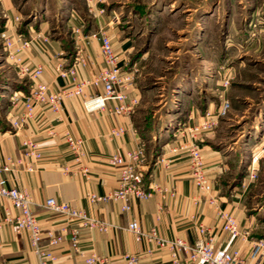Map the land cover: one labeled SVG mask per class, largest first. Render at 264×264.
<instances>
[{"label":"rangeland","instance_id":"obj_1","mask_svg":"<svg viewBox=\"0 0 264 264\" xmlns=\"http://www.w3.org/2000/svg\"><path fill=\"white\" fill-rule=\"evenodd\" d=\"M76 10L84 18L81 30L73 23ZM88 14L84 0H0L1 126L8 124L13 132L8 114L14 115V98L31 87L7 60L1 34L15 40L45 38L34 40L21 57L45 68L40 55L57 50L48 56L56 71L57 62L70 66L83 45L76 29L84 41L98 31L96 26L91 31ZM109 14L119 30L105 32L115 52L120 55L123 40L129 47L125 59L120 55L121 65L133 73L139 93L133 111L147 131L140 132L147 140L144 150L150 154L193 117L195 126L197 116L209 112L214 128L208 134L225 153L228 190L244 192L241 208L253 225L248 236L264 240V0H115L106 6ZM30 53L39 57L30 61ZM221 107L224 114L218 116Z\"/></svg>","mask_w":264,"mask_h":264},{"label":"crops","instance_id":"obj_2","mask_svg":"<svg viewBox=\"0 0 264 264\" xmlns=\"http://www.w3.org/2000/svg\"><path fill=\"white\" fill-rule=\"evenodd\" d=\"M84 1L89 13L87 16L92 21L90 23L92 29L96 26V30L99 31L119 32L115 17L106 15V6L115 0H104L103 3H93V0L92 3ZM7 5L10 6L11 3L8 2ZM99 10H103V13H99ZM76 13L78 14L73 19V23L75 28L79 27L81 30L84 18L79 11ZM88 45L85 50L89 63L80 70V76L83 78L96 73L101 65L99 43L92 40ZM128 49L127 41L123 40L118 51L123 59ZM56 51H47L46 55L38 57L47 61L42 80L49 84L51 89L57 91L63 87L64 81L56 76L54 61L48 60V56L52 57ZM38 57L32 56L33 59L31 58L30 61ZM134 95L139 97L136 90L130 93V96ZM19 104L20 102L17 106ZM134 111L127 117L115 116L107 112L86 113L79 98H67L59 114L54 115L41 107L37 108L32 120L16 133L7 129L8 124L0 125V165L7 158L22 162V165L15 167V171L6 175L8 186L24 190L29 194L32 200L31 210L44 234L47 231L58 233L67 224L62 216L43 208L46 199L54 198L116 228L104 233L86 228L79 229L81 250L86 254L95 252L105 260L101 264H124L122 254L125 252L136 254L139 264H171L166 250H156L145 240L136 242L133 235L126 231L128 223L132 220H136L143 231L147 232L155 228L163 238L167 240L182 238L189 245L194 241L197 224H204L213 229L217 247L228 251L239 249L240 256L248 264H264V257L258 258L256 254H252L249 244L242 243L240 239L229 242L228 237L220 231L221 221L216 215V210L204 199H199V193L191 183L187 151L164 153L166 148H176L188 142L187 129L193 126L195 117L191 124L173 133L171 140L158 145L159 148L155 151L151 149L150 152L154 151L156 154L152 159L151 153L144 150L143 143L147 140H144L140 133L144 134V131H147L135 122ZM113 126L125 127L126 134L121 138L111 139L109 130ZM49 128H53L56 135L50 136ZM65 129L84 141L83 155L79 160L69 152L62 138ZM26 138H32L37 143L41 160L35 161L23 156L21 142ZM152 139L154 136L148 141ZM198 146L204 161V172L212 188L211 195L226 197L227 203L222 205V208L233 212L239 229L250 231L253 226L252 221L244 216L241 208V197L244 192L242 195L237 194L236 188L228 190L226 185L228 164L226 158L222 157L225 155L223 148L215 144L211 140V134L208 133L199 137ZM136 147H142L144 150L146 160L143 163L142 174L145 186L149 185L153 188V190L148 188L152 192V197L145 201L128 198L126 203L130 210L127 212L121 211L123 202L119 200L91 203L88 196H110L118 188V169L107 164L108 157L124 154ZM162 158L163 162L160 161ZM251 164L254 170L258 164V153L252 157ZM27 166H31V172L25 170ZM84 170L86 175L83 174ZM197 198L200 201L195 204L194 200ZM5 209L11 214L15 213L8 199H0V219ZM45 243L44 238L43 245ZM148 249H152V254L146 253ZM51 251L56 257L52 264H83L82 260L71 251L67 242L52 247ZM6 262L38 264L27 235L24 232L16 233L9 226L0 230V264Z\"/></svg>","mask_w":264,"mask_h":264},{"label":"built area","instance_id":"obj_3","mask_svg":"<svg viewBox=\"0 0 264 264\" xmlns=\"http://www.w3.org/2000/svg\"><path fill=\"white\" fill-rule=\"evenodd\" d=\"M92 3V0H86ZM103 3L104 0H93V3ZM103 13V10H99ZM76 40L82 39L81 44L70 66L56 63V76L64 81V85L59 90L51 89L50 85L42 80L44 67L40 63L27 64L22 59V53L27 50L34 40L42 39L36 37L33 41L23 40L20 37L15 40L7 36L6 32L1 34L3 44L7 50V60H9L21 78H27L31 87L28 94L20 93L15 96L14 115L9 113L10 126L14 133L20 131L33 118L35 110L39 107L56 115L61 112L63 102L67 98H79L81 106L86 113L107 112L115 116H130L138 104L136 95L130 96L134 91L133 73L127 71L121 65V57L115 52L111 39L104 31H96L90 35L91 39L81 36L78 29L75 30ZM82 37V38H80ZM96 40L99 43L100 67L98 71L87 78L80 76V70L88 65V54L84 44ZM20 102L19 106H17ZM111 104V106L109 105ZM224 114V108H220L218 116ZM198 123L188 130V142L176 148H166L164 153H175L185 150L189 156V174L192 185L199 193V199H204L209 205L214 207L216 215L221 221L220 231L228 237V241L240 239L242 243L249 244L252 254L264 257V240H253L249 238L248 231L240 230L237 219L229 209L222 208L227 203L226 197L212 196V188L205 175V166L200 148L198 146L201 134L210 132L214 128V121L209 112L198 115ZM126 128L113 126L109 130L111 139H118L126 134ZM50 136L56 135L53 128H49ZM68 146L69 152L76 156V160L83 155L84 141L74 136L68 129H65L62 136ZM23 156L35 161L41 160V154L37 143L32 138H26L21 142ZM144 150L136 147L124 154L112 155L107 159V164L118 169V188L110 196H88V200L93 202H105L107 200L122 201L121 211L127 212L130 207L127 205L128 198L145 201L152 197V187L145 186L142 168L144 161ZM163 162V158L160 159ZM22 165L21 161H12L7 158L0 165V199H8L12 209L15 211H4L0 219V230L5 226L11 227L16 233L24 232L29 240L30 247L37 258L38 264H52L56 257L51 251L52 247L67 242L69 248L75 253L83 264H101L105 260L91 251L86 254L80 248L79 229L86 228L97 232H107L115 228L106 222L89 216L82 210L76 209L64 202H58L54 198H48L43 204V208L53 214L62 216L67 222L66 227L60 232L54 233L42 231L38 220L31 210L32 200L24 190H19L8 186L6 175L15 171V167ZM27 172H31V166L25 167ZM86 172L84 170L83 174ZM198 198L194 200L196 204ZM116 229V228H115ZM126 231L133 235L136 242L145 240L154 246L156 250H166L169 253L171 264H248L241 256L239 249L228 251L225 248L217 247L213 229L204 224H197L195 228V238L191 245L182 238L167 240L159 235L155 228L143 231L136 220L128 223ZM44 238L46 243L43 245ZM152 249L146 251L152 254ZM256 256V257H257ZM184 257V260H183ZM124 264H139L136 254L125 252L122 254ZM5 264H13L6 262Z\"/></svg>","mask_w":264,"mask_h":264}]
</instances>
